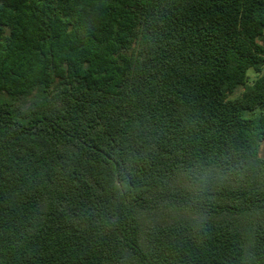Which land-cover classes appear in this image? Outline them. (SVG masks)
Returning a JSON list of instances; mask_svg holds the SVG:
<instances>
[{"label": "trees", "instance_id": "1", "mask_svg": "<svg viewBox=\"0 0 264 264\" xmlns=\"http://www.w3.org/2000/svg\"><path fill=\"white\" fill-rule=\"evenodd\" d=\"M263 145L264 0H0V264H264Z\"/></svg>", "mask_w": 264, "mask_h": 264}, {"label": "rangeland", "instance_id": "2", "mask_svg": "<svg viewBox=\"0 0 264 264\" xmlns=\"http://www.w3.org/2000/svg\"><path fill=\"white\" fill-rule=\"evenodd\" d=\"M257 75L255 73H253L252 71L249 72V82H253L256 79ZM241 90H239L238 92H240ZM262 152L264 153V145L262 148Z\"/></svg>", "mask_w": 264, "mask_h": 264}]
</instances>
